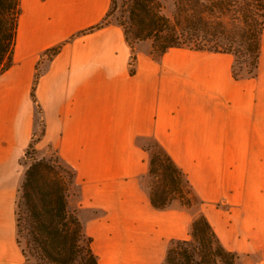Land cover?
Masks as SVG:
<instances>
[{
  "label": "crops",
  "instance_id": "obj_1",
  "mask_svg": "<svg viewBox=\"0 0 264 264\" xmlns=\"http://www.w3.org/2000/svg\"><path fill=\"white\" fill-rule=\"evenodd\" d=\"M112 4L20 1L13 64L0 75V264H37L16 226L35 135L39 152L75 170L77 215L99 264H163L171 241L191 238L197 213L243 264H264V35L257 76L235 79L231 53L171 48L156 60L144 45L133 50L119 24L90 30ZM148 139L184 172L199 212L151 204Z\"/></svg>",
  "mask_w": 264,
  "mask_h": 264
},
{
  "label": "trees",
  "instance_id": "obj_2",
  "mask_svg": "<svg viewBox=\"0 0 264 264\" xmlns=\"http://www.w3.org/2000/svg\"><path fill=\"white\" fill-rule=\"evenodd\" d=\"M20 1L0 0V75L13 64ZM174 1L176 10L171 19L162 12L159 0H132L129 22L119 23L132 48V40H151L150 54L156 60L171 48L231 53L235 57V79L257 76L264 35V0ZM110 12L101 25L90 30L108 24ZM59 49H53L52 55ZM39 77L35 75L32 97L41 113L36 98ZM39 140L35 135L21 160L26 169L18 190L16 226L23 255L27 262L37 264H99L92 239L70 209L75 170L56 152L38 156ZM156 145L149 158V176L154 178L151 204L157 209H166L173 201L187 207L201 204L184 172ZM239 258L223 246L207 217L201 214L193 221L190 239L171 241L163 264H237Z\"/></svg>",
  "mask_w": 264,
  "mask_h": 264
},
{
  "label": "rangeland",
  "instance_id": "obj_3",
  "mask_svg": "<svg viewBox=\"0 0 264 264\" xmlns=\"http://www.w3.org/2000/svg\"><path fill=\"white\" fill-rule=\"evenodd\" d=\"M162 3V12L169 18H173V14L176 10V6H175V1L174 0H159ZM132 0H114L110 15L108 17V21L109 23H123V22H129V10H130V5H131ZM138 45L141 46H146L147 48H149V51L151 52L152 50V41L151 40H145V41H136V40H132V46L135 48ZM52 53H49L48 56L51 57ZM45 65V58H42L39 61V65L37 68V72L36 74H38L39 76L41 75V72L43 71V66ZM40 111L39 108L37 110V131L39 132L41 129V115H40ZM142 143L144 144V146L150 148V152L149 154L151 155V153L153 151H155L157 149V145L153 140H143ZM51 151H40L38 152V156H44V155H48ZM28 163H30V160H27ZM24 170L26 169L25 166H23ZM154 178L149 176L148 182L149 185L151 186V183L153 182ZM76 194L75 192V187H72L71 190V195H70V199L69 201L72 202L70 203V209L72 211L75 212V214L77 215V208H76V201H75V197L74 195ZM174 202H180V201H173L172 204ZM181 203V202H180ZM182 204V203H181ZM191 207H193L195 209V211L199 212V209L201 207V204L199 202L191 205ZM201 214L197 213V217H199ZM195 218V219H196ZM23 244H25L26 239L23 238L22 239ZM246 261L241 260V258L238 260V264H243V262Z\"/></svg>",
  "mask_w": 264,
  "mask_h": 264
},
{
  "label": "built area",
  "instance_id": "obj_4",
  "mask_svg": "<svg viewBox=\"0 0 264 264\" xmlns=\"http://www.w3.org/2000/svg\"><path fill=\"white\" fill-rule=\"evenodd\" d=\"M52 55V54H51ZM48 56V55H47Z\"/></svg>",
  "mask_w": 264,
  "mask_h": 264
}]
</instances>
